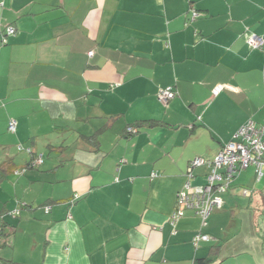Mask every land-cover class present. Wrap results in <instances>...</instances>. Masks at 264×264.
Returning <instances> with one entry per match:
<instances>
[{"label": "crops", "instance_id": "0c3cea01", "mask_svg": "<svg viewBox=\"0 0 264 264\" xmlns=\"http://www.w3.org/2000/svg\"><path fill=\"white\" fill-rule=\"evenodd\" d=\"M248 120L264 0H0V264H264L253 167L172 218Z\"/></svg>", "mask_w": 264, "mask_h": 264}, {"label": "built area", "instance_id": "2783aa9c", "mask_svg": "<svg viewBox=\"0 0 264 264\" xmlns=\"http://www.w3.org/2000/svg\"><path fill=\"white\" fill-rule=\"evenodd\" d=\"M8 33L13 34L14 30L8 28ZM252 48L263 47L261 38L252 35L249 39ZM173 97V92L160 90L158 100L165 103ZM16 129V121L11 119L7 123V130L13 133ZM132 129H129V131ZM192 166L207 165L210 172L207 174L206 183L201 187L187 188L188 191H180L177 196L179 208L173 214V219L181 215V208L192 209L202 219V225L213 210L222 206L219 194L227 191L232 181L241 171L253 167L258 179L263 175L264 165V127L257 126L253 121L248 120L237 130L232 140L222 146L221 150L211 159L205 160L195 158ZM206 240V236H196L193 240Z\"/></svg>", "mask_w": 264, "mask_h": 264}, {"label": "trees", "instance_id": "16d2710c", "mask_svg": "<svg viewBox=\"0 0 264 264\" xmlns=\"http://www.w3.org/2000/svg\"><path fill=\"white\" fill-rule=\"evenodd\" d=\"M12 166H13V164H12L11 161H4L2 164H0V177H1V174H3L4 172H6L7 170L13 169L14 167H12ZM202 262L199 261L196 264H201ZM209 263H210L209 260H204V262L202 264H209Z\"/></svg>", "mask_w": 264, "mask_h": 264}, {"label": "rangeland", "instance_id": "374dc122", "mask_svg": "<svg viewBox=\"0 0 264 264\" xmlns=\"http://www.w3.org/2000/svg\"><path fill=\"white\" fill-rule=\"evenodd\" d=\"M249 168H250V167H249ZM262 170H263V175H264V165L262 166ZM236 178H237V177H236ZM236 178H235V179H236ZM263 183H264V178L262 179V185H263ZM228 190H229V189H228ZM228 190H227V191H228ZM262 209H263V210H262V214L264 215V208H263V205H262ZM262 230H263V229H262ZM262 233L264 234L263 231H262Z\"/></svg>", "mask_w": 264, "mask_h": 264}]
</instances>
